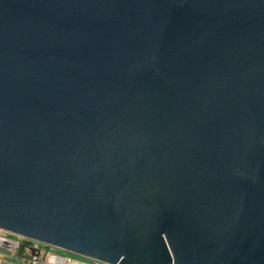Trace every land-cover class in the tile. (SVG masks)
Returning <instances> with one entry per match:
<instances>
[{
    "label": "water",
    "instance_id": "95a60500",
    "mask_svg": "<svg viewBox=\"0 0 264 264\" xmlns=\"http://www.w3.org/2000/svg\"><path fill=\"white\" fill-rule=\"evenodd\" d=\"M1 230L264 264V0H0Z\"/></svg>",
    "mask_w": 264,
    "mask_h": 264
},
{
    "label": "built area",
    "instance_id": "2783aa9c",
    "mask_svg": "<svg viewBox=\"0 0 264 264\" xmlns=\"http://www.w3.org/2000/svg\"><path fill=\"white\" fill-rule=\"evenodd\" d=\"M22 248V240L5 235L0 231V264H16L15 261H9L7 258H16L19 250ZM26 258L29 264H99L100 260L82 263L72 261L70 257L60 252L43 250L38 244H29L27 246Z\"/></svg>",
    "mask_w": 264,
    "mask_h": 264
},
{
    "label": "rangeland",
    "instance_id": "374dc122",
    "mask_svg": "<svg viewBox=\"0 0 264 264\" xmlns=\"http://www.w3.org/2000/svg\"><path fill=\"white\" fill-rule=\"evenodd\" d=\"M2 233H4L5 235H9V236L18 238L20 240H22L23 238H27V237H24V236H21L19 234H15V233H12V232L6 231V230H2ZM33 241L34 242L32 244L40 245L41 249H43V250H51V251H55V252H60V250H58L57 247H55V246H52L51 248L50 247H45V246L41 245V243H43V242H40V241H37V240H34V239H33ZM64 251H65V255L70 257L73 262L76 261V262L86 263V262L93 261L92 258H88V257H86L84 255L77 254V253H74V252H71V251H68V250H64ZM26 253H27V246L25 248L22 247L19 250V253L16 256V258H12L11 257V258H7V260L15 261L16 264H29V261L26 258ZM99 264H109V263L103 262V261H99Z\"/></svg>",
    "mask_w": 264,
    "mask_h": 264
},
{
    "label": "trees",
    "instance_id": "16d2710c",
    "mask_svg": "<svg viewBox=\"0 0 264 264\" xmlns=\"http://www.w3.org/2000/svg\"><path fill=\"white\" fill-rule=\"evenodd\" d=\"M34 241L33 239L30 238H23L22 239V247L25 248L26 246H28L29 244H32ZM41 245L45 246V247H52V245L49 244H45V243H41ZM58 250H60V253L65 254L64 249H61L59 247H57ZM89 258V257H88Z\"/></svg>",
    "mask_w": 264,
    "mask_h": 264
}]
</instances>
